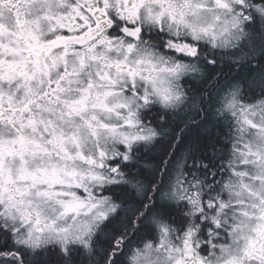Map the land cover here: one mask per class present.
<instances>
[{
  "label": "snow or ice",
  "instance_id": "snow-or-ice-1",
  "mask_svg": "<svg viewBox=\"0 0 264 264\" xmlns=\"http://www.w3.org/2000/svg\"><path fill=\"white\" fill-rule=\"evenodd\" d=\"M0 264H264V0H0Z\"/></svg>",
  "mask_w": 264,
  "mask_h": 264
}]
</instances>
